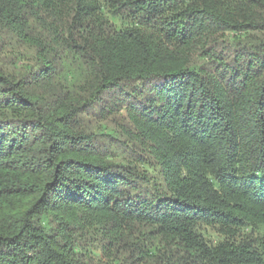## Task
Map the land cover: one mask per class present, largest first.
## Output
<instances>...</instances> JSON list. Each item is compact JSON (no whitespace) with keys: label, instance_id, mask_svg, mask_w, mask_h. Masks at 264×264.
<instances>
[{"label":"trees","instance_id":"trees-1","mask_svg":"<svg viewBox=\"0 0 264 264\" xmlns=\"http://www.w3.org/2000/svg\"><path fill=\"white\" fill-rule=\"evenodd\" d=\"M0 264H264V0H0Z\"/></svg>","mask_w":264,"mask_h":264},{"label":"rangeland","instance_id":"rangeland-1","mask_svg":"<svg viewBox=\"0 0 264 264\" xmlns=\"http://www.w3.org/2000/svg\"><path fill=\"white\" fill-rule=\"evenodd\" d=\"M211 35H212V36H216V35L219 36L218 33H216V34L213 33V34H211ZM220 35H222V34H220ZM222 56H226V58H228V57L231 58V54H230V53H225V52H223V55H222ZM258 72H259L258 69H254L253 74H254V75H255V74H259ZM256 78H257V77H256ZM215 80L219 81L220 78L216 76V79H215ZM255 81L257 82L258 80H253V81L251 82V85H249V86L247 87V89H250V88L253 86L252 83H254ZM250 92H251V91H250ZM108 118H109L108 120H111V121H112V120H113V121H116V120L119 121V117H118L117 115H111V116H109ZM88 120L93 121L92 118H90V119H88ZM120 122H124V123H126V124H127V123H130V124H131V120L128 119V118L125 120V117L123 118V121H120ZM117 123H118V122H117ZM97 124H99V122H98V123L96 122L94 125L97 126ZM143 131H146V129L143 130ZM239 167H240V165H239Z\"/></svg>","mask_w":264,"mask_h":264}]
</instances>
